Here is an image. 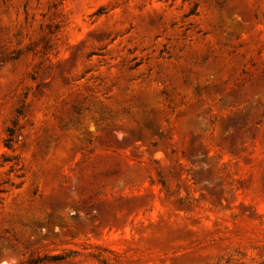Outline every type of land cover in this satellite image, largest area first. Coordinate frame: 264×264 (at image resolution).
<instances>
[{"label": "rangeland", "instance_id": "1", "mask_svg": "<svg viewBox=\"0 0 264 264\" xmlns=\"http://www.w3.org/2000/svg\"><path fill=\"white\" fill-rule=\"evenodd\" d=\"M32 259L264 264V0H0V264Z\"/></svg>", "mask_w": 264, "mask_h": 264}, {"label": "trees", "instance_id": "2", "mask_svg": "<svg viewBox=\"0 0 264 264\" xmlns=\"http://www.w3.org/2000/svg\"><path fill=\"white\" fill-rule=\"evenodd\" d=\"M12 134H13V129L12 128H8L7 130V137L4 139V146L7 148H11L12 143H11V139H12ZM62 258V256H60ZM38 260L36 259H32L30 260L29 264H35Z\"/></svg>", "mask_w": 264, "mask_h": 264}]
</instances>
